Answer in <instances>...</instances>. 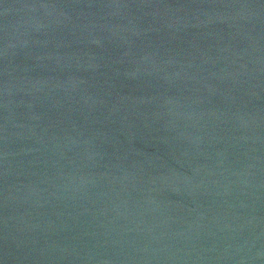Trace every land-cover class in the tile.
I'll use <instances>...</instances> for the list:
<instances>
[{"label": "water", "instance_id": "obj_1", "mask_svg": "<svg viewBox=\"0 0 264 264\" xmlns=\"http://www.w3.org/2000/svg\"><path fill=\"white\" fill-rule=\"evenodd\" d=\"M0 264H264V0H0Z\"/></svg>", "mask_w": 264, "mask_h": 264}]
</instances>
